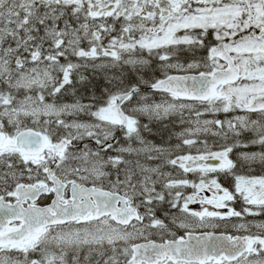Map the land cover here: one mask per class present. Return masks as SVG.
<instances>
[{
    "label": "snow or ice",
    "instance_id": "6c2138e0",
    "mask_svg": "<svg viewBox=\"0 0 264 264\" xmlns=\"http://www.w3.org/2000/svg\"><path fill=\"white\" fill-rule=\"evenodd\" d=\"M0 264H264V0H0Z\"/></svg>",
    "mask_w": 264,
    "mask_h": 264
}]
</instances>
